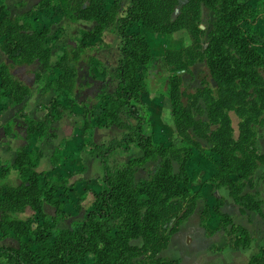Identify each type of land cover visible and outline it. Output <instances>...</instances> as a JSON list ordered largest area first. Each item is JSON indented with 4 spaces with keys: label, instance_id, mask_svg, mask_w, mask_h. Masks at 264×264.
Instances as JSON below:
<instances>
[{
    "label": "trees",
    "instance_id": "16d2710c",
    "mask_svg": "<svg viewBox=\"0 0 264 264\" xmlns=\"http://www.w3.org/2000/svg\"><path fill=\"white\" fill-rule=\"evenodd\" d=\"M5 1L0 0V44L9 47L8 57L19 64L38 62L50 72V80L41 77L43 85L37 93L54 90L75 99L81 91V65L84 62L92 65L91 60L95 58L88 56L84 46L77 43L68 45L52 64V51L46 46L48 26L37 15L31 19V10L23 19H11ZM109 3V0H85L76 8L77 19L97 23L89 35H100L106 24L114 21L117 34L122 38L121 58L111 73L118 81L115 91L97 95L98 113L94 111L95 106L85 109L84 144L89 154L103 164L102 184L93 190L78 226L55 231L48 219L47 205L61 217L72 207L81 210L72 198L73 187L39 171L43 154L38 148L28 144L16 147L13 160L0 171V264H160L162 257L159 255L175 229L166 225L172 219L178 224L189 217L201 197L199 192H191L186 169L199 150L210 157H218V173L212 181L218 186L227 185L234 197L246 200L252 208L260 207L250 195L241 196L244 183L229 178L238 174L240 180H250L256 169L264 164L255 130L257 120L264 123V115L260 118L264 110V54L261 52L264 48L261 33L264 8L261 4L252 6L247 0H188L175 14L178 0H129L128 6L117 15L118 3L112 8ZM200 3L213 17L208 38L199 26ZM37 7H53L52 0H42ZM35 24L41 30H37ZM179 27H188L197 42L207 40L209 44L207 47L198 45L200 50L193 49L194 55L187 59L179 56L188 50L177 53L176 62L172 61L177 74L171 78L168 97L180 143L157 144L148 134L149 124L145 126V117L151 114L150 105L143 106V116L134 113L135 105L143 103L145 78L154 59L143 30L171 33ZM197 57L206 60L218 81L217 95L203 85L198 86L194 94L186 92L184 74L180 71L190 72L189 65ZM41 78L37 73L38 82ZM251 88L256 94L252 100L247 97ZM185 96L192 101L185 103ZM7 97L11 98V106L24 107L35 99L34 90L14 77L10 68L3 64L0 67V102ZM200 99L207 104V119L196 117L197 112H202ZM52 106V122L42 118L27 120V139L34 134L53 135L52 123L62 120L69 107L61 98H55ZM230 107L242 118L238 138L227 111ZM123 113L138 122L124 120ZM111 126L124 130V134L121 140H113L109 145L96 142L88 134L91 128ZM3 130L5 135H11V122L4 124ZM134 147L141 151V156L117 166L110 164L115 152L128 153ZM61 157L58 147L52 156V165L59 164ZM174 161L180 165L178 172L174 170ZM142 171L149 176L138 180L137 175ZM26 206L37 214L36 225L21 218ZM213 212L225 226L232 223L219 212V206ZM237 231L241 232L239 244L250 246L249 233L241 227L231 230ZM7 239L17 241L18 246L2 243ZM248 264H264V248Z\"/></svg>",
    "mask_w": 264,
    "mask_h": 264
},
{
    "label": "crops",
    "instance_id": "0c3cea01",
    "mask_svg": "<svg viewBox=\"0 0 264 264\" xmlns=\"http://www.w3.org/2000/svg\"><path fill=\"white\" fill-rule=\"evenodd\" d=\"M41 1L36 2L35 0L33 3L35 7L27 9V12L37 9ZM5 2L7 7H14L18 1L6 0ZM42 11L43 15L38 17L42 23L46 24L48 18L45 16L50 15L51 12H49V8H44ZM52 14L50 16L54 17V12ZM261 33L264 35V22L261 25ZM69 43L77 44L74 41ZM5 46V43L0 44V67L3 64L10 65L14 61L8 57ZM47 48L51 49L50 46ZM65 49L60 46L53 51L51 49L52 64L56 62L58 56ZM261 52L264 54V48H261ZM55 55L54 59L53 56ZM88 56L97 58L94 51H88ZM91 63L92 65L84 62L81 68L95 69V59H92ZM20 65L22 75H20L21 79L19 78V80L24 83L29 77L27 74L30 76L36 74L32 86L26 83L34 90L35 99H32L26 107L23 105L11 106L12 101L9 97L0 102V171L7 162L13 160L16 147L28 144L29 147L38 148L43 154L38 167L39 171L45 172L54 181H67V185L73 187L72 198L76 202V206L82 208L81 215H83L85 207L92 199L94 188L102 184L104 176L102 162L93 158L84 144L87 132L84 127L85 109L95 106L94 111L99 112L100 102L96 97L99 93L105 92L102 89L103 86H106V82L103 80L88 81L90 83L88 84L82 81L81 91L75 99L69 98L68 94L64 92L57 93L55 91H48L46 94L49 98H45V93H37L41 86L37 81V73L39 69H44L40 67L38 62ZM114 70L112 68L109 74ZM55 98H61L69 107L68 112H65L67 115L62 120L52 123L51 133L53 135L39 136L34 134L27 139L28 119L42 118L49 123L53 121L52 104ZM142 102V104L135 105L134 113L137 116H143L141 110L144 109L145 104H149L153 116L155 115L156 121L161 124L157 133L153 132L154 124L153 126L151 123L149 124L152 129L148 134L152 135L154 142L157 144L177 142L179 138L176 133L168 93L152 91L142 98ZM169 104L171 106L169 107L170 115L166 108ZM122 118L127 120L124 114H122ZM131 119L133 124L138 122L137 119V122L135 119ZM169 119L173 124L166 122ZM8 122H11L13 129L11 135H5L3 130V125ZM153 123L155 122L153 121ZM88 134L96 142L109 145L113 140H121L124 130L115 126L95 127L91 128ZM234 135L238 138L240 130ZM256 142L259 152L264 155V133L256 134ZM58 147L63 160L53 166L51 159ZM141 155L142 153L138 148H133L128 153L117 151L111 156L110 164L117 166L129 161L132 157ZM44 161L48 162L49 165L41 170ZM176 165L177 167L174 165V170L178 172L180 165L179 163ZM186 169L190 177L191 192L193 194L199 192L201 197L198 198L195 210L189 217L178 224H175L176 222L173 220L169 225L170 228L174 227L175 229L171 233L167 247L159 255L162 257L160 264H248L264 248V164L256 169L250 180H240L238 174L229 178L233 182L244 183L245 188L241 196L250 195L259 203L258 209L252 208L246 200L234 197L227 185L218 186L216 181H212V178L218 173V157L216 155L210 157L207 153L199 150L189 160ZM88 196L90 198L86 199ZM216 206H219V212L223 216L231 219L232 223L229 226H225L221 218L213 212ZM72 210L75 211L76 209L72 207ZM206 211H208L207 215L205 214ZM233 227H241L249 233L252 238L250 246L239 244L241 232H231Z\"/></svg>",
    "mask_w": 264,
    "mask_h": 264
},
{
    "label": "rangeland",
    "instance_id": "374dc122",
    "mask_svg": "<svg viewBox=\"0 0 264 264\" xmlns=\"http://www.w3.org/2000/svg\"><path fill=\"white\" fill-rule=\"evenodd\" d=\"M18 1L14 7L9 6L7 7V10L9 12V17L11 19H23L25 14L27 13V9L34 8L35 5L33 4L35 0H16ZM38 0H36L37 2ZM85 0H52V6L49 8L50 15H53L54 17L50 16L49 14L45 16V18H48L46 20V24L48 26L47 31V42L46 45L50 46L52 51L53 49L58 48L59 46L62 48H66L67 44H70L69 42H77L80 46H84V48L87 51H94L96 52L97 58H95L96 61V67L95 69H83L81 68L79 71V78L80 83L82 81H85V83L90 84L89 82H97L103 80L106 82V88L103 86V89L107 93H112L115 91L117 87L118 81L114 79L110 73L112 68H117L119 59L121 58V52H120V46L122 43V38L117 34L116 31V23L108 22L106 26L102 29L100 35H89L94 32L95 27L97 23L95 21H87L83 19H77L78 11L77 6H79L81 3H84ZM109 7L112 8L113 4L118 3L117 10H120L119 12H116L117 15H120L124 8H126L129 4V0H109ZM157 2V0H156ZM248 3H250L253 6H258L261 4V6L264 8V0H247ZM186 3H188V0H178V3L175 6V14L179 12L182 6H184ZM86 6V4H85ZM30 11V10H29ZM33 14H31V19H34V15L41 16L43 15V11L41 8L31 10ZM198 11H199V26L202 29L204 36L208 38V34L210 30L212 29V21L213 17L208 12V8L205 7L203 4L198 5ZM31 12V13H32ZM192 12V17L193 16ZM54 18V19H53ZM22 20H20L21 22ZM19 22V23H20ZM93 25V26H92ZM94 27V28H93ZM35 28L37 30H41V27L35 24ZM144 34L148 38L152 52L154 54V59L152 63L150 64L148 68V72L145 78L146 81V90L144 89L143 98L150 92H164L168 93V89L170 87V81L172 76L177 74V71L175 70V62H176V56L177 53L185 52L187 51V55H181L180 59L183 57H192L194 55L193 49L196 50L198 48V45H204L205 47L208 46V41L203 40L197 42L192 35L191 31L188 27H179L178 29L172 31L171 33H161V32H151L147 30H143ZM89 41V42H88ZM262 41V40H261ZM60 44H58V43ZM6 53H9V47L5 46ZM200 50V49H197ZM168 52H176L175 55L169 54ZM190 53V54H188ZM55 54H58L55 52ZM12 53L10 54L12 58ZM174 56V57H173ZM54 59L56 57L53 56ZM13 59V58H12ZM172 61H175L174 64ZM10 68L11 74L16 77L20 78L21 65L15 61L10 63V65L5 64ZM104 69H106L104 71ZM190 72H182L180 73L184 74V83H185V90L187 93H195L198 86L203 85V87H207L211 90H213V93L217 95L218 90V81L210 72V67L205 59H201L197 57L195 62L192 65H189ZM108 71V74H107ZM38 74L40 75V78L50 80L52 78L49 71H44L42 69L38 70ZM30 76L29 74H27ZM40 79L38 84L43 85V79ZM104 78V79H103ZM89 81V82H88ZM204 83V84H203ZM255 89H250V94L247 95L249 99L255 98L256 94L253 92ZM51 92L54 90H50ZM48 92V91H47ZM47 92H45V98L47 97ZM56 92V91H55ZM44 93V92H43ZM102 93V92H101ZM104 93V92H103ZM183 101L187 103L188 101H192V98H187L186 96L183 97ZM139 105V104H136ZM200 110L196 113L197 118L207 119V104L203 99L199 100ZM170 104L166 106L168 109V114L170 115L169 111ZM228 114L231 118V125L234 128V133H238L240 130V123L242 118L237 114L236 110L233 108H229ZM262 111V110H261ZM260 118L264 115V110L261 112ZM126 117V119H129L132 121L131 118L127 114L123 113ZM141 114H144V109L141 110ZM136 120V118H133ZM146 123L145 126L151 123L154 128L153 132L157 133V129H160L161 124L160 122H157L155 115L153 116V113L151 112L150 115L145 117ZM170 120V119H169ZM166 120L168 124H173L171 120ZM260 120H257V123H255V130L257 133H264V123H260ZM153 121L155 123H153ZM137 122V120H136ZM259 122V123H258ZM151 125L147 126V129L151 131L152 127ZM238 129V130H237ZM177 133V132H176ZM44 133H42L41 136H43ZM180 139L176 143L179 142ZM204 145H206V142L203 141ZM137 149L136 147H134ZM62 158V157H61ZM63 160V159H62ZM175 162V161H174ZM177 161L175 162V166L177 167ZM49 165L48 162L44 161L42 168H45ZM14 173V172H12ZM148 172H140L137 175L138 180L145 179L149 175ZM68 184V182L66 181ZM66 184V185H67ZM95 189V188H94ZM86 198V197H85ZM88 196L86 199H89ZM90 203V201H89ZM88 205V204H87ZM75 211H71V209L66 213L65 217L57 215L56 210L50 206L47 205V212H48V219L51 223V227L53 230L58 231L61 228H73L77 227L79 220H81V210L80 208H75ZM82 209V208H81ZM84 214V212H83ZM21 218L24 220H29L32 224L36 225L38 221L37 214L28 206L25 207V209L20 214ZM174 219H172L166 226H169ZM2 243H5L7 245L11 246H18L17 241L13 239H7L2 241Z\"/></svg>",
    "mask_w": 264,
    "mask_h": 264
},
{
    "label": "water",
    "instance_id": "95a60500",
    "mask_svg": "<svg viewBox=\"0 0 264 264\" xmlns=\"http://www.w3.org/2000/svg\"><path fill=\"white\" fill-rule=\"evenodd\" d=\"M35 78H36V74L34 73L33 76H29L27 79H26V83L30 86H32V84L34 83L35 81Z\"/></svg>",
    "mask_w": 264,
    "mask_h": 264
},
{
    "label": "flooded vegetation",
    "instance_id": "af4514ba",
    "mask_svg": "<svg viewBox=\"0 0 264 264\" xmlns=\"http://www.w3.org/2000/svg\"><path fill=\"white\" fill-rule=\"evenodd\" d=\"M20 75H22V74H20Z\"/></svg>",
    "mask_w": 264,
    "mask_h": 264
}]
</instances>
